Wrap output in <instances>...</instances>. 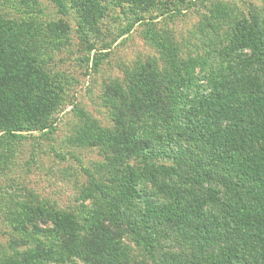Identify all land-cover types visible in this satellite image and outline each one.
I'll return each instance as SVG.
<instances>
[{
  "label": "rangeland",
  "instance_id": "374dc122",
  "mask_svg": "<svg viewBox=\"0 0 264 264\" xmlns=\"http://www.w3.org/2000/svg\"><path fill=\"white\" fill-rule=\"evenodd\" d=\"M98 2V16L82 32L80 12L70 0L66 14L53 0H0V17L20 22L27 31L36 30L29 33L35 38L38 61L61 89V101L49 115L53 128L0 139V264H198L199 250L187 237L185 224L157 227L151 254L136 240L128 222L118 224L110 209L126 177L143 176L152 163L176 165V159L160 154L155 144H168L170 136L189 144L181 132L184 114L175 112L177 123L171 118L163 121L155 104L147 109L141 105L133 119L137 135L154 147H140V153L126 159L117 158L107 148L106 136L119 129L120 99L126 95L129 102L135 100L129 91L141 67L163 69L168 61L190 58L208 62L206 69H195L200 75L227 74L228 65L229 74L240 67L231 50L234 31L254 16L264 21V0H149L147 6L138 0ZM59 21L68 25L67 31L58 27ZM193 89L190 85L187 96ZM161 90L168 93L165 84ZM159 122L165 129L157 127ZM174 179L183 183L180 177ZM139 187L157 193L150 180L141 179ZM220 188L221 195L226 194ZM141 204L135 199L121 200L130 222L141 223ZM38 207L75 215L80 226L79 254H70L62 246L52 221L33 218ZM26 214L32 222L18 229L17 217ZM92 216L111 229V236L118 237L121 254L91 251L90 244L96 241L88 229ZM42 248L53 249V257L35 259L32 253Z\"/></svg>",
  "mask_w": 264,
  "mask_h": 264
},
{
  "label": "trees",
  "instance_id": "16d2710c",
  "mask_svg": "<svg viewBox=\"0 0 264 264\" xmlns=\"http://www.w3.org/2000/svg\"><path fill=\"white\" fill-rule=\"evenodd\" d=\"M53 1L61 13L68 12L67 0ZM138 1L147 6L149 0ZM70 2L80 12L84 32L98 16L100 4L98 0ZM4 18L0 17V139L3 135L22 136L32 129L53 128L49 115L61 101L59 85L38 61L35 38L29 33L32 29L27 31L20 22ZM258 18L254 16L250 22L237 25L231 50L240 67L229 74V65L227 74L196 73L198 67L206 69L208 62L202 58L168 61L163 69L143 66L135 78V87L129 91L135 100L129 102L126 95L120 99V110L116 112L119 129L106 136L107 148L117 153V158L138 154L140 147H154L137 135L133 119L141 105L147 109L150 103L155 104L163 121L171 118L176 123L175 112L181 111V132L190 141L184 145L169 135L168 144H155L160 154L176 159V165L152 163L143 176L134 173L133 178L126 177L117 200L111 202L118 224L126 220L136 240L151 254L157 227L185 224L187 237L199 250L198 264H264V21ZM58 27L68 30L63 21L58 22ZM95 62L98 64L97 58ZM162 84L168 88L167 94L162 93ZM190 85L194 89L187 96ZM157 127L165 129L162 122ZM176 176L183 183H178ZM141 179L150 180L157 193L152 195L139 187ZM93 186L100 189L97 182ZM221 186L226 190L224 195ZM131 199L142 203L140 224L149 230L127 219L121 200ZM39 217L52 221L53 231L70 254H79L80 226L75 215L38 207L33 218ZM33 218L27 214L17 217L18 229L28 227ZM88 229L96 239L90 244L94 254L118 256L120 241L111 236L104 222L92 216ZM54 252L46 248L32 254L35 259H48Z\"/></svg>",
  "mask_w": 264,
  "mask_h": 264
}]
</instances>
